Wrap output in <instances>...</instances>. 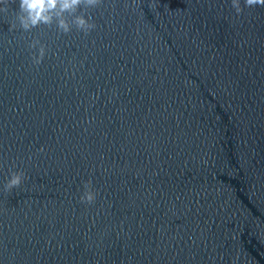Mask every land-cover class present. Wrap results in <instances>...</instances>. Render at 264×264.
Returning a JSON list of instances; mask_svg holds the SVG:
<instances>
[{
	"label": "water",
	"instance_id": "95a60500",
	"mask_svg": "<svg viewBox=\"0 0 264 264\" xmlns=\"http://www.w3.org/2000/svg\"><path fill=\"white\" fill-rule=\"evenodd\" d=\"M90 14L85 35L0 12V264H264V8Z\"/></svg>",
	"mask_w": 264,
	"mask_h": 264
},
{
	"label": "clouds",
	"instance_id": "9594fccd",
	"mask_svg": "<svg viewBox=\"0 0 264 264\" xmlns=\"http://www.w3.org/2000/svg\"><path fill=\"white\" fill-rule=\"evenodd\" d=\"M14 2L18 4L15 10L11 7ZM103 2L104 0H0V5H3L0 12L5 15L10 12L14 14L10 31L19 28L22 32L31 33L34 28L51 27L54 24L60 33L69 34L75 29L87 35L97 26L90 10L100 7ZM230 7L239 16L245 8H264V0H230ZM28 48L35 50L30 52L31 63L39 67L47 54V46L39 38H32L28 42ZM38 151L43 152L44 147L41 146ZM26 178L23 170L10 171L4 185L5 190L11 192L19 188ZM83 188L80 201L85 205L95 203L99 190L93 187L92 180H87Z\"/></svg>",
	"mask_w": 264,
	"mask_h": 264
}]
</instances>
